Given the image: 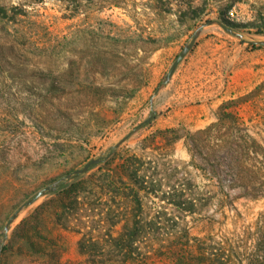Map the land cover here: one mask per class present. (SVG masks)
<instances>
[{"label":"rangeland","instance_id":"374dc122","mask_svg":"<svg viewBox=\"0 0 264 264\" xmlns=\"http://www.w3.org/2000/svg\"><path fill=\"white\" fill-rule=\"evenodd\" d=\"M0 5L10 15L15 7L18 14L6 28L9 37L0 24V46L6 48L1 51L8 59L0 54V127L15 118L22 123L14 135L0 132V264H94L78 252L80 236L55 225L46 212L50 209L18 230L49 200L42 196L25 206L48 187L47 181L94 159H101L95 173L110 158L116 166L122 157L143 156L156 163L159 177L174 173L171 184L187 179L210 198L190 215L164 205L167 215L151 252L126 264H178L180 245L193 249L194 237L220 239L255 231L264 198L241 197L238 189L226 198L210 178L207 163L194 157L198 166L189 164L184 139L165 145L159 132L182 128L180 134L196 133L216 122L225 103L245 98L237 112L264 146V34H257V28L234 31L239 38L216 24L221 15L261 25L264 0H0ZM189 6L202 10L203 18L181 21L179 14L190 12ZM194 36L193 49L177 69L187 68L195 82L211 79L206 91L235 90L237 96L213 111L208 123L177 124L168 119L174 104H163L171 81L165 83V77ZM258 87L259 94L251 95ZM152 113L154 120L143 127ZM257 186L264 188V179ZM146 203L153 216L157 200ZM173 217L178 225L166 238L171 222L165 220ZM260 227L264 230V221Z\"/></svg>","mask_w":264,"mask_h":264},{"label":"trees","instance_id":"16d2710c","mask_svg":"<svg viewBox=\"0 0 264 264\" xmlns=\"http://www.w3.org/2000/svg\"><path fill=\"white\" fill-rule=\"evenodd\" d=\"M12 9L14 14L10 15L11 11L0 5L1 30L8 37L10 33L6 28L14 24L18 15L15 13L17 9ZM189 9L190 12L179 14L181 21L203 18L204 12L199 8L189 6ZM218 20L233 31L257 28V34H264V23L255 27L230 21L221 15ZM1 50L6 48L0 46L2 55ZM1 58L8 60L5 55ZM260 91L261 87H258L251 95L257 96ZM92 93L94 95V88ZM244 101L242 98L225 103L217 113L216 122L196 133L184 130L185 133L180 134L183 129L179 128L159 132V135L165 145L184 139L192 157L189 164L198 166L194 157L207 163L210 178L220 184L226 198L230 190L238 189L241 197L259 199L264 198V188L257 186L264 179V168L261 171L256 164L264 167V146L249 133L237 112ZM154 116L152 113L151 120L145 121L143 127L150 126ZM21 125L15 118V121L0 127V132L14 135ZM201 150H205V157L201 156ZM120 160L119 165L113 166L110 158L106 167L97 168L95 173L93 170L97 166L83 175L67 178L71 173H63L47 181L48 188H54L44 195L49 200L23 220L18 230L23 231L27 223L37 219L45 209H50L46 212L55 225L80 236L78 252L87 256L91 263L140 262L151 252L152 239L160 230V221L167 215L164 205L190 215L200 212L210 201L187 179L176 185L170 183L174 173L159 177L161 172H157L156 163L143 156L129 155ZM150 199L158 202L153 216L146 209V202ZM165 221L171 222L167 238L178 224L174 217ZM263 221L264 213L253 233L220 239L214 236L190 239L194 248L188 250L185 245H180L176 257L178 264H264V230L260 227ZM184 232L188 238V232L185 229ZM24 237L32 244L28 235Z\"/></svg>","mask_w":264,"mask_h":264},{"label":"crops","instance_id":"0c3cea01","mask_svg":"<svg viewBox=\"0 0 264 264\" xmlns=\"http://www.w3.org/2000/svg\"><path fill=\"white\" fill-rule=\"evenodd\" d=\"M180 67L175 71L171 81L163 91L165 92L163 104L169 102L174 104L171 116L168 118L170 121L186 125L208 123L213 111L226 101L236 98L237 91L235 90L222 92L204 90L211 79L199 77L195 78V82L190 78L187 68L180 69Z\"/></svg>","mask_w":264,"mask_h":264},{"label":"water","instance_id":"95a60500","mask_svg":"<svg viewBox=\"0 0 264 264\" xmlns=\"http://www.w3.org/2000/svg\"><path fill=\"white\" fill-rule=\"evenodd\" d=\"M212 23L213 22H207V23H205V25L208 26V25H211ZM216 24H218L223 29V31H225L226 33H228L230 35L237 36L239 38L242 37L240 34L234 33V31L232 29L228 28L226 25L222 24L221 22L217 21ZM196 39H197V36H194L191 39V41L188 44H186L182 48V50L180 51V53L177 55V57L175 58L174 62L171 65L168 73L166 74L165 83H168L171 80V78L174 75V73H175L177 67L179 66V64L191 52V50L193 49V47H194V45L196 43ZM150 120H151L150 118L147 119V122H149ZM100 162H101V159L91 160L90 162H88L87 164H85L81 169H78V170L74 171L73 173L69 174L67 176V178H71L73 176H78V175H83L86 172H88L91 168H93L96 165H98ZM52 191H54V188H48V187L44 188L42 191L38 192L37 195L33 199H31L30 201H28L25 204V206L31 205L33 203V201H35V200L39 199L40 197L44 196L45 193L52 192ZM18 213H19V211H17L12 216V220H14V219L17 218ZM7 230H8V227H5V231H7Z\"/></svg>","mask_w":264,"mask_h":264}]
</instances>
